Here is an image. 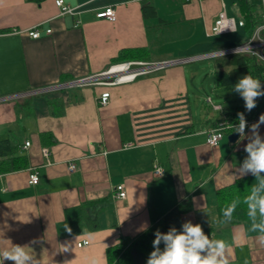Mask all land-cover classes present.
Instances as JSON below:
<instances>
[{
    "label": "crops",
    "instance_id": "1",
    "mask_svg": "<svg viewBox=\"0 0 264 264\" xmlns=\"http://www.w3.org/2000/svg\"><path fill=\"white\" fill-rule=\"evenodd\" d=\"M54 1L0 0V98L100 73L124 50H143L132 60H177L249 38L238 25L228 33L211 31L222 11L240 19L235 0H64L77 12L73 16H60ZM145 2L154 13L143 12ZM107 7L113 21L96 17ZM36 25L40 37L34 39L27 31ZM233 33L237 41L223 43ZM187 64L116 86L51 90L21 103L1 100L0 139H9L27 165L0 173V248L28 246L39 264H85L89 255L108 264L109 247L174 213L179 232L191 222L210 240L225 241L230 264H264L261 234L249 230L260 223L259 209L255 221L241 222H221L216 211L217 191L237 179L260 188L244 164L264 95L254 117L244 114L243 136L231 142V132L225 133L209 146L206 133L228 111L198 119L191 101L195 70ZM103 92L109 100L100 106ZM257 131L264 143V124ZM154 166L164 175L154 176ZM33 171L36 185L28 182ZM120 184L124 199L116 197ZM82 241L87 244L78 247Z\"/></svg>",
    "mask_w": 264,
    "mask_h": 264
},
{
    "label": "trees",
    "instance_id": "2",
    "mask_svg": "<svg viewBox=\"0 0 264 264\" xmlns=\"http://www.w3.org/2000/svg\"><path fill=\"white\" fill-rule=\"evenodd\" d=\"M26 2L41 4L45 0H24ZM239 18L243 21V29L250 37L259 25L262 24L263 18L261 13V5L254 0H235ZM144 13H154L150 3L145 2L141 8ZM234 46V45H233ZM143 50L133 49L119 52L116 60L112 64L122 63L141 57ZM130 60H127L129 59ZM142 58V57H141ZM213 61L215 88L222 91L228 89L246 75H251L253 78L260 79V88H264V64L248 54H232L210 59ZM244 99V98H243ZM23 102L19 99L16 103ZM26 105L25 103L21 105ZM228 111V110H227ZM247 111L245 106H237L229 108L228 113H225V118L218 119L226 121L228 125L238 124V113L245 114ZM233 130H227L225 133H230ZM17 148L13 147L9 139H0V173H6L14 170H19L26 167L27 163L24 156H16ZM252 185L247 178H239L233 184L219 189L216 193V211L221 222H228V218L223 216V210L229 204L236 202L235 211L231 214L230 222H241L251 220L248 216V205L244 202L251 195ZM174 214V213H173ZM168 214L163 220L154 223L146 232L136 238H122L116 245L107 249L108 264H147L151 253L154 251L153 240L155 232L159 230L161 233H167L172 228H176L175 215ZM160 250H164V243L161 241Z\"/></svg>",
    "mask_w": 264,
    "mask_h": 264
},
{
    "label": "clouds",
    "instance_id": "3",
    "mask_svg": "<svg viewBox=\"0 0 264 264\" xmlns=\"http://www.w3.org/2000/svg\"><path fill=\"white\" fill-rule=\"evenodd\" d=\"M59 2L60 0H58ZM259 89L260 79L253 78L249 74L241 78L234 86V90L243 96L248 111L256 107V98L264 95V92L259 91ZM215 107L219 111L223 109L219 105ZM238 119L239 125L235 127V132L243 136V129L246 126L244 114L238 113ZM260 124H264V114L251 126L256 139L245 146V151L249 153V156L245 161L244 168L251 170L259 179L260 188H264V179L260 178V173L264 172V143L260 141L257 131ZM260 188L254 186L251 195L244 202L248 205V216L253 221L256 219L257 208L259 209L260 223L253 222L249 230L259 232L261 234L260 239L264 242V195L260 194ZM235 208L236 202H233L223 210V216L228 218V222L231 221V214ZM64 228L71 234L70 227L65 225ZM183 228L184 231L182 232H177L175 228L167 233H161L157 230L152 242L154 251L151 253L147 264H230L228 255L225 254L229 245L225 241L210 240L204 234L200 224L193 225L191 222H187ZM161 241L164 243L163 251L159 247ZM27 249L30 248L25 245L0 248V264H4L5 260H10L13 264H39V261ZM63 251H68V247H63ZM65 264H72V261H65ZM85 264H101V258L96 255L86 256Z\"/></svg>",
    "mask_w": 264,
    "mask_h": 264
},
{
    "label": "built area",
    "instance_id": "4",
    "mask_svg": "<svg viewBox=\"0 0 264 264\" xmlns=\"http://www.w3.org/2000/svg\"><path fill=\"white\" fill-rule=\"evenodd\" d=\"M55 5L59 9V15H70L73 16L77 14L75 9L67 5L64 0H55ZM261 13L263 22L253 31L252 35L244 42L234 46H228L225 48L217 49L212 52H207L198 55H189L182 59L177 60H161V61H126L117 64H111L106 70L89 75L83 78H78L75 80H68L64 83H59L53 86H46L42 88H37L34 90H28L23 93H18L15 95L4 96L0 98L1 100L5 99H22L25 97H29L31 95L46 93L51 90H61L68 89L72 87H81V86H116L119 84L127 83L133 81L136 77L146 75L156 70H161L173 65L177 64H186L191 63L196 60H204V59H213L222 56H229L232 54H248L259 60L264 64V0H261ZM97 18H105L109 21H113L115 19L114 10L112 7H107L102 11L96 13ZM236 25L242 26L243 21L241 19L234 20L232 18L226 17L224 11L219 13L218 19L215 21L214 26L211 31L214 34L228 33L235 30ZM77 26V23L76 25ZM39 25L32 27L27 31V34L31 38H39ZM51 32L50 29L46 30V33L49 34ZM109 100V92H103L99 98L97 99V103L100 106H105ZM207 102L210 104L212 102L211 98L207 97ZM213 105V109L218 111V109ZM222 118V117H221ZM225 118V117H223ZM223 118L221 120H223ZM238 124L228 125L226 121H219L216 127L212 128L206 133V144L209 146H217L220 139L224 136L225 131L233 130L235 131V127H238ZM237 133V132H236ZM244 133V129H243ZM238 137L241 136L238 134ZM25 147L29 146V142H25ZM43 156L47 157L49 154V150L47 148H43L41 150ZM69 171H73L75 169L74 164L69 165ZM153 175L156 177H161L164 175V170L160 166H154ZM29 184L36 185L38 183V175L37 172H29L28 176ZM116 197L119 199L125 198L124 186L122 184L117 185L115 188ZM86 241H82L78 243V247L86 245Z\"/></svg>",
    "mask_w": 264,
    "mask_h": 264
},
{
    "label": "rangeland",
    "instance_id": "5",
    "mask_svg": "<svg viewBox=\"0 0 264 264\" xmlns=\"http://www.w3.org/2000/svg\"><path fill=\"white\" fill-rule=\"evenodd\" d=\"M238 34L233 33L228 35L227 41L223 43H235L237 41ZM237 45V44H235ZM225 48V47H223ZM221 49V48H219ZM217 50V49H214ZM212 50V51H214ZM209 51V52H212ZM207 53V52H206ZM203 54V53H201ZM195 55V54H193ZM198 55V54H196ZM189 56V55H188ZM188 70H195V75L193 76V85H191L192 93L195 94V99L193 100L191 94V101L193 103L192 109L193 113L197 114L198 119L202 117H207L208 114L214 116H219L223 111H229V108L237 106H245L246 102L243 99V96L234 90V86L221 90L215 88L214 81V67L213 61L210 59L196 60L191 62V64L186 65ZM207 97L211 98L212 102L209 104L207 102ZM220 104L223 108L222 111H215L213 105ZM219 105V106H220ZM262 98L261 96L256 98V107H254L249 114V117H254L257 110L261 109Z\"/></svg>",
    "mask_w": 264,
    "mask_h": 264
},
{
    "label": "water",
    "instance_id": "6",
    "mask_svg": "<svg viewBox=\"0 0 264 264\" xmlns=\"http://www.w3.org/2000/svg\"><path fill=\"white\" fill-rule=\"evenodd\" d=\"M227 138L229 141L234 142L238 138V135L235 131H233L227 136Z\"/></svg>",
    "mask_w": 264,
    "mask_h": 264
}]
</instances>
